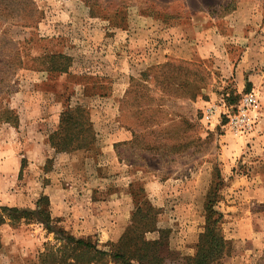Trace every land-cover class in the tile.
Here are the masks:
<instances>
[{
  "label": "rangeland",
  "instance_id": "obj_1",
  "mask_svg": "<svg viewBox=\"0 0 264 264\" xmlns=\"http://www.w3.org/2000/svg\"><path fill=\"white\" fill-rule=\"evenodd\" d=\"M73 67L77 74L65 86V72ZM121 79L118 120L132 141L116 152L133 170L127 172L131 198L140 208L121 236L126 243L77 238L65 228V217H51L50 200L40 194L42 173L72 154L53 148L41 165L23 160L19 197L5 207L25 214L6 221L14 232L5 251L0 236V264H120L94 251L111 254L119 247L137 264L141 241L155 244L149 252L165 264H182L196 255L210 210L227 224L228 240L232 219L255 214L264 241V204L245 194V178L264 174V0H0V141L27 136L19 130L20 110L58 102L61 118L67 110L72 114L60 122L64 132L55 136L56 146L79 142L85 148L76 152L88 155L97 138L74 87L83 85L85 97H108ZM249 94L258 103L246 134L232 131L224 115L211 123L204 115L222 104L236 112ZM94 182L102 183L98 176ZM121 191L123 207L129 190ZM37 207L48 208L49 222L45 212L30 215ZM262 251L255 264H264Z\"/></svg>",
  "mask_w": 264,
  "mask_h": 264
},
{
  "label": "crops",
  "instance_id": "obj_2",
  "mask_svg": "<svg viewBox=\"0 0 264 264\" xmlns=\"http://www.w3.org/2000/svg\"><path fill=\"white\" fill-rule=\"evenodd\" d=\"M73 69L74 67L65 72V86L71 74H77ZM122 82H124L122 79L115 81L108 97L93 98L83 96L86 95L83 85H75V95L79 97L77 101L88 106L97 146L89 151L88 155L81 151L65 154V161L59 156L55 160L53 169L44 171L41 179L40 194L48 196L50 200L51 217L57 218L59 214L65 217V228L77 238L90 237L107 244L117 243L120 240L125 229L131 224L135 208L137 209L131 198L134 183L131 181L132 176L127 173L128 171L132 173L133 170L119 159L116 152L119 145L132 141L130 130L124 128L118 120L119 95H125V89L121 91ZM56 107L62 109V105L57 102L53 103V107L20 110L18 114L23 128L20 127L19 130H27V136H23V140L18 139V142L10 139L0 141V207H12L9 202L19 197L18 184L23 160H28L31 165L37 166L45 163L49 158L53 149L51 136L60 129L62 111L57 113ZM10 145L19 149L16 150ZM96 155H99L97 161ZM95 165L99 168V174L94 171ZM142 169L141 167L140 171ZM63 173H65V184ZM71 176L72 179L69 181ZM96 176L102 181L101 184H95ZM245 179L247 180L245 194L257 200L259 204H264V174L253 172ZM112 180H116L113 187L106 184ZM123 189L129 191L123 203L125 206L120 207L123 202L121 198ZM83 197H86L85 201ZM191 207L192 204H189V208ZM232 220L233 229L229 237L232 249L229 257H226L222 264H255L264 248L261 229L255 228L254 225V220L258 221L259 217L254 214V219L253 216L248 219L246 215L245 218L237 217ZM226 225L224 222L220 224L224 232ZM229 226L231 227V224ZM8 229L11 234L8 233ZM13 232V227L8 222L0 227L4 251L7 249L5 244L12 241Z\"/></svg>",
  "mask_w": 264,
  "mask_h": 264
},
{
  "label": "trees",
  "instance_id": "obj_3",
  "mask_svg": "<svg viewBox=\"0 0 264 264\" xmlns=\"http://www.w3.org/2000/svg\"><path fill=\"white\" fill-rule=\"evenodd\" d=\"M77 110L84 112L85 110L81 105L77 107ZM71 112L67 110L65 114L61 118V124L63 123L64 119L65 122L68 120V118L71 117ZM62 126H60V129L58 132L54 133L51 136V145L52 148H56L59 153H73L76 150L84 149L85 146H83L81 143L77 142H71L68 144H62L57 145L54 142L55 136L60 135L62 133ZM60 132V133H59ZM64 132V130H63ZM68 134V131L65 130V135ZM80 135V131L77 133L76 137L74 138V135H70L75 140L78 139ZM66 138V137H65ZM59 147V149H58ZM88 151V149H86ZM43 200V199H42ZM140 211V208L137 209V212ZM9 214H6V213ZM45 212V218L47 219V222L50 220V213L47 208V211L42 209L41 207H37L35 211L29 212L32 216H41ZM209 215L206 217V227L204 229V232L199 237L198 242V250L194 257L184 258L182 260V264H219L220 261H222L224 258L228 256V254L231 252V243L229 240L226 239L223 233V229L220 227V224L223 220L222 216L219 215L218 219H213V211H209ZM25 214L22 210L19 208H8V207H0V227L6 223L7 220H20L22 219ZM40 220V219H39ZM46 224V223H45ZM49 225V224H47ZM129 229V228H128ZM129 231V230H128ZM125 237V238H124ZM126 235L123 236L120 240V244L126 243ZM70 241H73L77 245L85 246L87 249H94L92 245L89 243H85L84 240L81 239H69ZM155 244L148 243L146 241H141V243L138 244L139 248L137 250V264H165L166 259H163L162 257L158 256L155 252H149V249L154 248ZM95 253H98L100 256H108L111 257L114 261L120 262V264H133L129 262V256L127 253H125L120 247L117 248V250L111 254H107L102 251H98L94 249ZM149 252V253H148Z\"/></svg>",
  "mask_w": 264,
  "mask_h": 264
},
{
  "label": "built area",
  "instance_id": "obj_4",
  "mask_svg": "<svg viewBox=\"0 0 264 264\" xmlns=\"http://www.w3.org/2000/svg\"><path fill=\"white\" fill-rule=\"evenodd\" d=\"M257 99L252 95L244 96L239 105L236 107V112L233 109L226 108L224 104L218 106H212L204 113L209 122H214L221 116H225L227 119V125L230 129L239 134H246L253 129L254 123L250 115V111L256 109ZM223 109L222 113L219 110Z\"/></svg>",
  "mask_w": 264,
  "mask_h": 264
}]
</instances>
